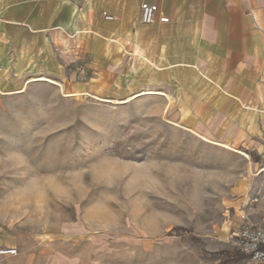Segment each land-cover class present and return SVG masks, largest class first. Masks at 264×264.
I'll list each match as a JSON object with an SVG mask.
<instances>
[{
	"label": "rangeland",
	"instance_id": "374dc122",
	"mask_svg": "<svg viewBox=\"0 0 264 264\" xmlns=\"http://www.w3.org/2000/svg\"><path fill=\"white\" fill-rule=\"evenodd\" d=\"M15 73L0 88V264L250 262L239 230L214 238L248 157L170 122L161 94L113 103L133 94Z\"/></svg>",
	"mask_w": 264,
	"mask_h": 264
},
{
	"label": "crops",
	"instance_id": "0c3cea01",
	"mask_svg": "<svg viewBox=\"0 0 264 264\" xmlns=\"http://www.w3.org/2000/svg\"><path fill=\"white\" fill-rule=\"evenodd\" d=\"M144 1L158 7L149 24ZM16 67L74 96L161 94L170 122L249 159L219 245L243 222L264 227V0H0V88Z\"/></svg>",
	"mask_w": 264,
	"mask_h": 264
},
{
	"label": "built area",
	"instance_id": "2783aa9c",
	"mask_svg": "<svg viewBox=\"0 0 264 264\" xmlns=\"http://www.w3.org/2000/svg\"><path fill=\"white\" fill-rule=\"evenodd\" d=\"M158 7L155 3L142 2L140 6V20L149 24L154 21ZM160 22H168L169 18L160 13ZM256 201V199H254ZM235 245L238 250L249 258L253 264H264V227L249 222H243L236 234Z\"/></svg>",
	"mask_w": 264,
	"mask_h": 264
},
{
	"label": "bare ground",
	"instance_id": "6f19581e",
	"mask_svg": "<svg viewBox=\"0 0 264 264\" xmlns=\"http://www.w3.org/2000/svg\"><path fill=\"white\" fill-rule=\"evenodd\" d=\"M29 81H47V82L53 83V84H55V85H57V86H59V87L61 88V85H60L58 82H56V81H54V80H51V79H49V78H47V77H45V76H43V75H39V76H35L34 78H30ZM19 92H20V91H19ZM7 93H11V92H7ZM155 93H156L155 91L148 90V91H145V92H142V93L133 94V95H131L130 97L124 99V100H113V101H111V102H113V103H125V102L130 101L131 99H134V98H136V97L142 95V94H155ZM66 95H69V93L66 94ZM98 99L101 100L102 98H98ZM102 100H103V99H102ZM215 144H217V145H221L222 147H224L225 149H228V150H232V151L240 152V151L234 150V149L231 148L229 145H222V144H219V143H215ZM3 252H6V253H12L13 250L6 249V250H3L2 253H3Z\"/></svg>",
	"mask_w": 264,
	"mask_h": 264
}]
</instances>
